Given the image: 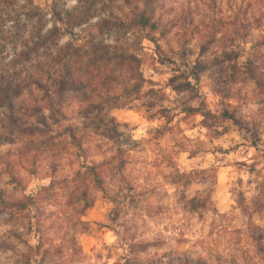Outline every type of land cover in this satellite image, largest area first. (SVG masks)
Masks as SVG:
<instances>
[{
	"label": "rangeland",
	"instance_id": "rangeland-1",
	"mask_svg": "<svg viewBox=\"0 0 264 264\" xmlns=\"http://www.w3.org/2000/svg\"><path fill=\"white\" fill-rule=\"evenodd\" d=\"M40 1L45 3L50 0ZM187 1L169 0L167 9L173 13H165V17H171L164 18L170 22L166 30L155 33V40L144 36L138 40L139 43L132 45L141 59L144 82L138 92L130 93L126 104L116 109V114L112 116L114 130L106 127L107 124L111 125V121L105 119V105L102 111L97 108L87 114L81 111L80 104L84 103L81 101L82 96L77 93L69 95L73 100L66 108V121L79 123L85 119V123L90 124L80 132L84 146L87 145V160L103 161L108 166L115 161L116 148H129L124 173L135 184L138 193L143 192L141 199L129 201V198H123L127 193L122 187L123 183L119 182L117 175L111 176L110 181L108 179L109 187L114 193L121 192L120 199L125 203L122 214L118 220H114V202L91 177L86 176L78 183L88 188L90 206L83 201L67 204L64 185L76 184L72 173L83 160L75 154L70 139L62 136L41 146L36 142L27 150L23 140L29 134L0 121V129L3 130L0 131V163H4L5 156L15 155L22 162L21 171L30 177V183L39 179L49 182L56 179V188L59 190L52 197L53 211H48L47 205L45 211L42 208L38 211L27 208L10 210L2 205L0 223L19 224L31 234L33 230L40 233L41 230L63 228V224L60 226L59 223L74 217L72 228L83 237L81 247H87L88 253H93V241L97 239L93 229L100 232L102 237H107L108 232H113L112 225L117 227V221L123 222V227L129 230L127 233L145 237L143 240L149 241L147 250L141 252V264H260L264 260V222H258L264 216V193L258 191L264 185V86L258 80L264 77V38L249 42L247 37L250 32L246 25L233 28L232 21L218 17V10L223 11L220 8L222 0L216 4L200 1L195 10L193 5L192 10L196 12L192 16H177L173 19L177 7ZM201 5L212 15L207 23L200 20L198 24ZM178 12L180 14V10ZM177 27L182 29L184 38L176 48H172L169 47V38ZM226 29L230 35L221 34ZM199 33L202 35L196 46L188 47ZM158 46L165 50L172 62L163 64L159 61ZM193 55L195 62L189 65L188 57ZM174 56L180 60L179 65ZM181 66L186 71H181ZM251 72L257 75L256 79ZM153 74L162 79H152ZM177 83H184V86L174 88ZM114 92L121 93L122 99L127 95L122 94L120 87H116ZM99 98L96 97L97 100ZM169 99L174 107L167 106ZM132 100L141 101L139 108L131 103ZM192 101H198L195 106L203 102L206 108L216 114L217 119L205 120L200 113L188 114L183 111L184 105H193ZM245 108L250 111H243ZM225 109L243 120L245 125L255 124L251 131H257V146L252 144L253 136L230 119L224 120L220 128L215 126ZM49 114L47 109L46 122L55 127L58 122ZM27 117L29 115L24 118ZM22 122L25 123V120ZM210 123L209 127L206 126ZM121 127L129 131H121ZM134 134H139L135 140L131 138ZM18 142L20 147L14 150L12 146ZM219 146L224 151L217 150ZM37 154L43 157L39 164ZM212 162L218 165L217 183L213 191L216 211L205 212L200 206L190 208L186 205L182 191L188 197L194 195L199 200L202 198L203 184L195 179L187 187L179 184L177 188L171 182L170 172L175 167L190 170L207 167ZM253 163L259 175L250 172L248 165ZM23 164L30 166L24 169ZM12 167V161H8L4 171L10 172ZM2 176L3 172H0V178ZM14 177L17 176L10 174L8 181L16 185L13 191L23 190L25 177H17L21 185ZM240 190L244 192L241 197L238 195ZM241 202L246 208L241 207ZM256 204H260V207H256ZM38 218L49 220L38 227L34 224ZM14 235L19 238V234ZM101 247L104 251L94 253L97 260L104 259L105 264L108 261L111 264L124 261V254L113 259V252L121 253V249L113 247V252H108L110 245L107 240ZM40 248L38 242V255ZM137 248L140 249L139 246ZM48 252V249H44L42 264ZM59 253L60 249H56L52 254Z\"/></svg>",
	"mask_w": 264,
	"mask_h": 264
},
{
	"label": "trees",
	"instance_id": "trees-1",
	"mask_svg": "<svg viewBox=\"0 0 264 264\" xmlns=\"http://www.w3.org/2000/svg\"><path fill=\"white\" fill-rule=\"evenodd\" d=\"M200 1L216 4L221 0H188L182 2L177 7L180 14L177 11L173 19H176L177 16H192L196 12L192 10L193 5L195 10ZM134 2L135 0H123L125 6H131ZM168 3L169 0H143L144 7L134 12L127 23L119 18L102 19L91 30L82 28L81 33L77 34L70 32V26L86 25L87 20L97 14V4H100L101 9L104 10L112 7L119 8L116 0H84L81 11L76 16H69L65 12L62 7V0H50L45 3L40 0H0V40L4 41L0 44V113L2 114L0 121L2 123L7 122L6 125L15 126L21 132L31 136L28 135L27 139L23 140L27 150H30L36 142L41 146L48 145L54 138L62 136H67L70 139L75 154L83 160L72 173L73 181L76 184L73 186L64 185L65 191H67V194H64L67 204L83 201L90 206L88 188L78 183V180L86 176L91 177L114 202L116 211L114 220H118V216L122 214L121 210L125 207V203H122L123 201L120 199L121 192L116 191L114 193L109 187L108 179L110 181L111 176L117 175L119 182L123 183L122 187L127 191L123 198H129V201L141 199L143 192L138 193L135 184L124 173L128 162L129 148H116L114 152L115 161L109 163L108 166L103 161L89 162L80 132L83 128H88L90 124L85 123V119L79 123L66 121V119L68 120L66 108L72 104L73 100L69 95L74 93L80 94L83 98L81 101L84 103L80 104L81 111L89 114L97 108L102 111L103 105L109 102L119 104V106L126 104V98L131 95L130 93L140 90L144 82L140 68L141 59L135 53L133 49L135 47L132 46L140 41H133L131 45L113 47L104 44L97 39V36L113 31L118 33V37L126 36L128 31L135 28L142 33L143 37L155 40V33L164 32L169 26V20L164 19L165 13L168 12V15L173 13L172 10L167 9ZM136 7H139L138 2H136ZM49 12H51V17L48 15ZM50 21L52 28L44 31ZM62 28L63 32L61 31ZM65 33H70L72 38L60 46L56 55L52 56L50 49L56 47ZM21 42L24 44L21 52L13 60L7 61L6 49L8 44L15 47L16 43ZM157 53L161 63L172 62L163 48L158 46ZM251 75L254 79L257 78L255 73L251 72ZM258 80L264 86V77ZM183 86L184 83H177L173 87L181 88ZM116 87L122 89V94H127L124 95L126 96L125 99H122L121 93L114 92ZM103 91H111L113 95L105 100H97L96 97L99 98ZM121 100L123 101L122 104L120 103ZM47 109L50 112L49 116L55 117L58 122L55 127L46 122L45 111ZM183 111L188 114L200 113L205 120L217 119L216 114L206 108L203 102L197 106L186 104ZM26 115H29L27 119L24 118ZM227 119L247 130L253 136L252 144L258 145L257 131H251L255 124L245 125L243 120L241 121L235 117L234 113L225 109L221 115V120L219 122L216 120L215 126L220 128L224 120ZM22 120H25V123ZM113 120L114 117H111V125L106 123L109 130L115 129L112 127V125L114 126ZM210 125L211 123L206 124L208 127ZM33 135L35 136L33 137ZM216 149L224 151L220 146ZM192 152L195 153V151ZM33 162H35L34 159ZM54 166L53 170L55 171L56 166ZM248 166L250 172L259 175L253 167L254 163ZM217 170L218 165L212 162L207 167L190 170L175 167L169 176L171 182L176 186L182 184L187 187L195 179H199L203 185L207 183V187L202 189V198L199 200L194 195L188 197L187 193L185 195V191H182L187 202L185 204L190 208L200 206L205 212H215L213 191L217 183ZM15 179L18 185H21V180L17 177ZM56 181L53 179L46 186H39V191L35 197L28 196L25 199L5 200L6 193L0 190V203L4 208L10 210L27 208L38 211L42 208L45 211L47 205L45 202L51 203L52 197L57 195L59 191L56 188ZM258 191L263 194L264 185ZM238 192L240 197L243 196V190ZM242 202L241 207L246 208ZM259 205L256 204V207H260ZM44 218H38L34 224L38 227L45 225L49 219ZM62 224V222L59 223L60 226ZM123 226V222L117 221L116 228H122L128 234L129 230ZM125 243H127V252L124 254V261L121 264H141L143 262L142 253L147 250L149 241L138 239L131 233L125 239Z\"/></svg>",
	"mask_w": 264,
	"mask_h": 264
},
{
	"label": "clouds",
	"instance_id": "clouds-1",
	"mask_svg": "<svg viewBox=\"0 0 264 264\" xmlns=\"http://www.w3.org/2000/svg\"><path fill=\"white\" fill-rule=\"evenodd\" d=\"M136 2L139 3V7H136ZM84 0H62V7L65 12L69 16H76L80 13ZM116 4L120 7H112L110 9H101V5L97 4V14L91 16L87 20L86 25L81 26H70L71 33H81L82 28H87L91 30L94 28L98 21L102 19H117L123 20L127 23L134 12L141 10L144 7L143 0H135L134 4L131 6H125L123 4V0H116ZM251 5V7H249ZM220 8L223 11L218 10V17H222L227 21H232V27L236 28L239 25H246L250 35L247 37L248 41L251 42L255 38H264V0H222L220 4ZM247 10V11H245ZM111 13V15H110ZM207 14V15H206ZM49 17H51V12L48 13ZM211 13L208 12V9L201 5L200 16L197 19V23H200V20H204L207 23V20L211 18ZM165 19H171V17H165ZM10 27V25H9ZM52 28V22L50 21L45 27L44 31ZM63 32V28L61 29ZM176 33H181L180 35H176ZM222 35H230L231 33L225 30V32L221 33ZM202 33L196 35V38L192 40V43L188 45V47H195L197 42L200 39ZM70 33H65L61 39L58 41V44L55 48L50 49V54L52 56L56 55L57 50L60 46L64 45L66 41L71 39ZM183 31L180 27L173 29L172 35L169 38L170 44L169 47L176 48L179 42H182L183 39ZM191 38V37H188ZM97 39L101 40L104 44L117 47V46H126L131 45L133 41H138L143 39V35L141 32H138L135 28L131 31L127 32L126 36H119L118 33L113 32H105L102 35H98ZM4 43L3 40H0V44ZM237 43H243L237 40ZM24 47V44L16 43L15 47L12 44H8L6 49L7 61L13 60V58L21 52V49ZM198 54V48H197ZM218 54V52H217ZM177 60V64H180V60L177 57H173ZM6 61V62H7ZM189 65L195 62V56L188 57ZM181 71H186L181 66ZM171 74V73H169ZM152 79H162L160 76L155 74L152 75ZM207 89H205L206 91ZM113 92L111 91H103L101 92L100 100H105L108 97L112 96ZM174 96V94H172ZM122 104L123 101L121 100ZM131 103L139 108L141 101L132 100ZM193 105L197 104L198 101H192ZM167 106L174 107L171 104V99H169ZM119 107V104L109 102L104 107V115L105 119H110L113 115L116 114V109ZM159 107V106H158ZM155 111V109H153ZM243 111H250L249 108L243 109ZM45 115H47V110L45 111ZM71 122V121H70ZM152 127V125H149ZM121 131L128 132V129H123L121 127ZM0 131H3L0 129ZM139 134L132 135V139L135 140L138 138ZM203 139V137H202ZM15 150L20 147V142L17 145L12 146ZM87 147V145L85 146ZM108 147V145H105ZM211 147V145H209ZM37 158V164L41 162L43 157H40L39 154ZM8 161H12L13 167L9 171H4L5 165ZM22 162L15 156H5L4 163H0V172H3L2 178H0V189H3L6 193L5 200H16V199H24L25 197L32 196L35 197L39 188L37 185L46 186L48 184L47 179H39L38 181L29 182L30 177L25 175V172L21 171ZM30 165L23 164V168L27 169ZM10 174L14 176H24V188L16 189L15 184L8 183L10 179ZM195 183V182H194ZM207 187V183L203 185ZM180 185L177 184V188ZM48 211H53V207L51 203H47ZM2 206V205H0ZM74 217L63 222V228L53 229L51 231H43L37 233L35 230L32 231L31 234H28L25 231L24 227H20L19 224L9 223L3 224L0 223V264H42L41 256L44 255V249H48V255L46 256L43 264H105L104 259L97 260L95 258V252L104 251L101 247L104 244L105 240L110 245L108 248V252H113V247L121 249V253L113 252V259H116L119 254H126L127 252V243H125V239L127 236H130L131 233L126 234L122 228H116L115 225H112L113 232H108L107 237H102L100 232H96L93 229V234L96 236V240L93 241L95 244V249L93 253H88L87 247L82 248L81 244L83 242V237L79 235L76 229L72 228V223L74 222ZM258 222H264V216L260 217ZM79 227V225H77ZM14 233L19 234V238ZM75 237V239H74ZM138 239H145V237H137ZM150 239V237H148ZM115 244L113 245V242ZM40 243V254L38 255L36 252L37 243ZM122 246V247H121ZM56 249H60V253L57 255H53ZM166 249H160V251H165ZM155 251V250H151ZM151 254V253H149ZM107 255V253H105ZM259 259V258H256ZM108 264H111V261H108ZM260 264H264V260L260 261Z\"/></svg>",
	"mask_w": 264,
	"mask_h": 264
}]
</instances>
